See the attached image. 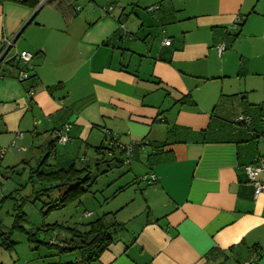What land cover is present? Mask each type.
Segmentation results:
<instances>
[{"label":"crops","instance_id":"obj_1","mask_svg":"<svg viewBox=\"0 0 264 264\" xmlns=\"http://www.w3.org/2000/svg\"><path fill=\"white\" fill-rule=\"evenodd\" d=\"M97 1L101 8L89 4L79 13L78 0H69L76 15L65 19L47 0H0V49L12 42L33 55L32 79L19 81L25 66L8 62L12 46L6 53L0 146L16 148L31 171L43 160L46 170L106 156L128 164L137 181L133 199L142 195V206L128 216L127 203L103 212L114 213L122 227L90 264H214L228 254L264 264V192L254 199L243 172L264 159V137H252L251 120L232 119L249 110L253 126L264 120V0ZM154 26L162 29L157 44L147 42ZM221 43L228 51L219 58ZM228 76L235 80L224 90ZM218 78L219 88L204 86ZM65 124L69 138L59 145L73 144L76 156L49 145ZM104 131L117 133L116 144ZM118 143L133 145L130 158Z\"/></svg>","mask_w":264,"mask_h":264},{"label":"rangeland","instance_id":"obj_2","mask_svg":"<svg viewBox=\"0 0 264 264\" xmlns=\"http://www.w3.org/2000/svg\"><path fill=\"white\" fill-rule=\"evenodd\" d=\"M78 4L82 7L79 13L83 12L88 8L87 5L92 4L91 8L96 6L101 8L102 3L95 0L94 3L88 0H78ZM126 22V20L124 21ZM151 35L147 39L148 43L155 42L156 44L162 38V29L160 26H154L150 28ZM125 36V35H124ZM130 40V39H126ZM135 42V41H132ZM126 44L128 42H125ZM224 50L223 53H225ZM18 52L15 46H12L9 53ZM218 58V57H217ZM220 58V57H219ZM262 77L263 74H260ZM255 81L260 83L259 76L253 77ZM235 77L228 76L224 78L223 85H227L224 90H227L229 85L234 83ZM241 80V79H240ZM222 79H215L211 82L204 84L205 87L215 85L219 88ZM214 82V83H212ZM261 84V83H260ZM168 101H171L168 100ZM2 147V146H0ZM5 147V146H4ZM79 152L80 157L83 154V149ZM56 149L58 154H71L74 153L76 156V147L68 143L66 146L57 145ZM116 157L123 161L126 159L124 154H120L119 151L114 150ZM103 152V155L106 153ZM16 155H15V154ZM19 152L16 148L7 150L1 161H0V230L4 232H11L10 237L15 242L13 250H6L0 247V263L1 264H52L58 263L59 261H76L75 264H83L78 261V254L75 251L71 253H61L60 255L55 254L58 250L53 246H46L41 243H59V240L66 237L69 233V228H76L78 230H84L87 222L100 216L106 210H115L122 204L127 203V207L124 210L123 215L128 216L129 211L139 210L140 203L143 202L144 197L139 194L136 199L133 191L137 189L136 176L130 172L128 173V164L118 165L117 162L111 157L108 159L106 156L104 159L98 161H92L88 159L87 162L76 159V167H86L87 171L82 175L84 176L87 172L89 179L83 187L86 188L89 185V190L85 192L79 201L71 202L65 206H59L56 209L49 210L47 213V206H43L46 202L54 204L60 194L66 190V186H59L56 188L45 189L54 183H49L45 180H40L34 171H31V167L27 163H22L18 157ZM93 154V150L90 149V155ZM87 156V155H86ZM101 158V156H99ZM89 158V156H87ZM142 163L145 158L142 156ZM131 167L134 172L136 167H139V161L131 159ZM68 166V165H67ZM140 170L144 172L146 167L144 164L140 165ZM44 169L43 166H41ZM127 175V179H120L121 176ZM127 180L131 184L129 188L117 195L113 196V192L117 187L122 184H126ZM133 181V182H132ZM132 182V183H131ZM144 182L141 180V183ZM10 195V196H9ZM107 198V199H106ZM137 203L140 205L136 209ZM51 205V204H49ZM102 207V208H101ZM92 210L94 214L90 217H85V210ZM18 212H23L24 219L19 220V225L25 229L31 228L38 230V240H27L26 233L19 230V228H12V223L15 220V216ZM133 222V221H132ZM38 247V248H37ZM60 259V260H59ZM243 258L238 255L228 254L227 259L220 258L216 260L214 264H242ZM93 263V262H91Z\"/></svg>","mask_w":264,"mask_h":264},{"label":"trees","instance_id":"obj_3","mask_svg":"<svg viewBox=\"0 0 264 264\" xmlns=\"http://www.w3.org/2000/svg\"><path fill=\"white\" fill-rule=\"evenodd\" d=\"M23 1L25 2V0ZM47 4L54 6L65 19H69L71 15L72 16L76 15V13L72 11L71 6L69 5V0H47ZM240 25L241 24H239V26ZM2 50L3 48L0 49V53L2 52ZM12 61H15V59L12 58L8 62L11 64ZM15 62H16L15 63V67H16L19 65V62L17 61ZM32 77L33 75H29L28 79H32ZM29 87H32L34 89L35 85L32 84ZM241 98L244 102H246L244 100L245 97L241 96ZM247 106H253L255 110H258L261 107V105H253L249 103H247ZM249 112L250 111L247 110L244 114L250 116L253 115L250 114ZM238 113H234L232 115V119ZM242 113L243 112H240V114ZM253 121L254 120L251 119V122L247 127V129H250V133H252L251 134L252 137L254 139H258L259 137H264V120H260L257 126H253L252 123ZM238 124L243 125L242 123H238ZM49 145L52 146V149L55 147L56 143L54 137ZM98 149L99 147L96 148V150ZM110 149L114 150L115 147H110ZM50 154H51V149L50 152L46 154L44 159H46ZM43 162L45 161L43 160L42 163H40L39 168L37 170H34V172L36 173V175L40 180H45L50 184L54 183L53 185H50L45 189L56 188L59 186L67 187L66 190L62 194H60L56 200H54L55 202L54 204H52L51 202L44 203L43 206H47V210L44 212V214L47 213L49 210L56 209L59 206H65L71 202L79 201L82 195L89 190L90 185L86 188L83 187V184H85L89 179V176L87 175L88 172L84 176L82 175L84 172L87 171L86 167H76L75 164L72 163L65 168L49 167L46 170L40 168ZM24 215L25 214L23 212H18L16 214L15 220L12 223V228H19V230L25 232L27 240L30 241L36 240L38 238V230H39L38 228L36 230H33L31 228L25 229L23 226L19 225L20 223L19 220H23ZM84 226H85L84 230H78L72 227L69 228V233H67L66 237L60 239L59 243L57 244L49 243V242L46 243L45 241H41V243L48 247L53 246L58 250L57 253L52 255L56 256L57 254L60 255L61 253H67V252L71 253L72 251H75L78 254L79 262H82L83 264H90L91 262L98 260L101 253L105 249H107V247L112 242L113 232L118 228L122 227V224L115 220L114 213H103L98 218L84 224ZM10 233L11 232H4L3 230H0L1 248L6 250L14 249L15 242L11 239ZM76 261H72V262L59 261L58 263H52V264H75Z\"/></svg>","mask_w":264,"mask_h":264},{"label":"built area","instance_id":"obj_4","mask_svg":"<svg viewBox=\"0 0 264 264\" xmlns=\"http://www.w3.org/2000/svg\"><path fill=\"white\" fill-rule=\"evenodd\" d=\"M233 28H236V23H234ZM163 44L165 45H169V40L168 39H164L163 40ZM11 45V42L7 43V46ZM6 46V47H7ZM5 49V47H3V50ZM226 49L224 44H219L216 46V51H217V55L220 57L224 50ZM2 50V52H3ZM1 52V53H2ZM0 53V56H1ZM33 55L32 53L25 51V50H21L18 52L13 53L10 58L15 59V61L17 62H22L25 66V68H22L20 70H18L17 72V76L16 78L19 81H25L28 79V68L30 67V63H31V59H32ZM7 58L6 56H4L2 59H0V76H1V71H2V67L7 65L6 62ZM33 88L29 87L28 88V95L33 93ZM251 118L249 115H245V114H238L234 117V121L236 123H242L244 125L248 124L250 122ZM70 126L68 124L63 125V127H61L59 130H57L54 134V138H55V143L56 144H65L68 141V131H69ZM104 136L105 139L109 142V143H115L117 142V133L115 132H110V131H104ZM13 145L11 144L10 147H12ZM120 149H122L125 153V155L130 158L132 156V150H133V145H123L118 143L117 145ZM7 148L9 147H0V161L4 155V153L6 152ZM264 170V159L260 158L258 159L255 163H250V164H246L243 166V172L246 176L247 181L249 182V184L251 185L252 188V196L255 199L259 194L264 192V179L260 180L258 178L259 174ZM155 175L154 174H150L148 176V181L149 182H153L155 181ZM91 215V211L88 212H84V216H90ZM27 264V263H24ZM245 264H249V263H245Z\"/></svg>","mask_w":264,"mask_h":264},{"label":"water","instance_id":"obj_5","mask_svg":"<svg viewBox=\"0 0 264 264\" xmlns=\"http://www.w3.org/2000/svg\"><path fill=\"white\" fill-rule=\"evenodd\" d=\"M21 30V29H20ZM12 43V42H11ZM10 46L11 45H8L4 50H3V52L1 53V56H0V59H2L4 56H6V53H7V51H8V49L10 48ZM9 59H11V58H9ZM9 59H8V61H9Z\"/></svg>","mask_w":264,"mask_h":264}]
</instances>
